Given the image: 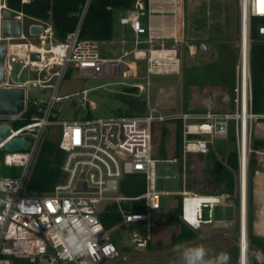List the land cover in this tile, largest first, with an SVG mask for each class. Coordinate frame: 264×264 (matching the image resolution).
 <instances>
[{
  "label": "built area",
  "instance_id": "built-area-1",
  "mask_svg": "<svg viewBox=\"0 0 264 264\" xmlns=\"http://www.w3.org/2000/svg\"><path fill=\"white\" fill-rule=\"evenodd\" d=\"M33 1L22 0V4L28 5ZM91 2L92 0H86L76 30L69 33L64 41L56 43L53 27L38 19H34L35 24L28 28L26 35L23 24L26 15L10 9L7 0H0V48L5 49V78L0 80V89H24V113L30 103L39 113L30 123L20 128H12L4 121L20 120L24 113L18 117L0 116V128L7 126L10 129L9 136L0 144V152L5 153L4 164L6 167L23 169L18 177H0V184L3 185L0 187V264H102L105 260L117 259L120 256L119 251L99 217L111 205L116 207V213L122 217L120 225L126 228L131 242L138 249H147L153 241L154 217L163 213L162 197L172 195L163 192L161 188L163 180L157 175L158 160L155 159L153 135L157 123L168 121L182 125L184 159L188 155H207L213 141L227 138L234 123L239 148L238 264H250L252 249L248 234L249 165L253 127L259 122H263L264 138V114H255L252 110L250 28L253 21H259L256 28L264 38V2L240 0L241 38L235 112L203 115L179 112L169 116H157L156 111L148 104V116L54 122L51 113L54 105L63 99L58 93L69 68L77 69L83 78L121 75L122 59L103 58L99 42L81 39V27ZM5 12H10L9 20L21 22L20 38L3 36ZM148 15L144 1L138 0L134 9L129 10L128 14L120 19V23L129 25L138 36L145 35L148 30L143 27L141 19ZM33 26H43V34L33 36L30 33ZM34 38L38 42L33 40ZM165 48L173 53V70L175 71L174 65L179 67L178 44L151 43L148 74L163 73L164 70L154 71L152 51ZM35 53L41 55L40 61L31 60V55ZM134 56L136 59L146 57L142 52H135ZM127 67L128 72L133 70L131 65L127 64ZM17 70L18 79L26 71L34 78L15 82L13 75ZM30 87L51 91L49 100L31 102L28 94ZM134 87L141 93L146 91L142 84H136ZM88 93V90L83 92L81 108L84 110L95 109L94 102L88 101ZM54 123L62 128L60 149L66 153L62 168L65 179L49 194H31L27 190L29 175L42 145L43 136L47 128ZM23 136L29 142L28 150L6 151L9 142ZM173 161L178 162V159ZM134 175L143 177L145 192L138 197L118 196L120 181L126 176ZM114 182L118 184V191L108 193L106 190ZM179 196L182 199L179 218L193 231L214 226L216 207L232 200L228 194L200 195L189 192L184 183ZM128 202H143L144 209L135 211L133 207L125 210L123 203ZM204 209L208 210L207 218L204 216ZM69 219V228H82L86 224L92 230L90 240L94 246L84 255L71 256L65 252L58 232L62 224ZM243 223L246 226L245 231ZM135 224L146 225L145 235L134 230ZM255 259L258 263H264V256L260 251L255 255Z\"/></svg>",
  "mask_w": 264,
  "mask_h": 264
},
{
  "label": "rangeland",
  "instance_id": "rangeland-1",
  "mask_svg": "<svg viewBox=\"0 0 264 264\" xmlns=\"http://www.w3.org/2000/svg\"><path fill=\"white\" fill-rule=\"evenodd\" d=\"M184 7L186 36L180 45V63L175 71L171 64L167 65L164 60L157 59L158 61L153 60L152 63L154 71L164 70L163 73L148 74L150 54L138 61L133 55L123 57L120 76L83 78L77 69L69 68L58 93V96L63 99L54 105L51 113L52 121L73 122L85 118L96 120L121 116H148L150 113L148 104L156 111L157 116H169L179 112L200 115L235 112L234 99L241 38L240 0H184ZM23 24L27 35L28 28L35 24V21L26 16ZM115 25L117 26L116 21H114ZM33 40L38 42L36 38ZM135 41L133 37L129 39L126 49H133ZM54 42H59L56 37ZM202 45L206 46L205 51L201 50ZM99 48L103 58L113 60L122 57L125 50L120 45L109 42H100ZM134 60L138 64L136 76L133 71L128 72L127 67V63ZM17 74L18 70L13 75L15 82H24L34 78L27 71L19 79ZM136 84L144 85L146 91L141 93L136 90L134 87ZM85 90L89 91L88 101L94 102L95 109L81 108ZM28 94L31 102L34 100L47 102L51 91L30 87ZM131 101L144 105L143 110H135L130 104ZM4 122L12 128H17L16 121L6 120ZM177 125L175 122L168 121L157 123L153 129L155 159L158 160L157 175L163 180L162 191L172 194L162 197L163 213L154 217L153 249H138L131 242L126 228L118 224L109 228L108 232L120 256L117 259L105 260L102 264H183L181 253L176 250L177 245L188 248L202 245L207 250L206 259L214 260L220 253H227L229 257L227 264H238L239 169L232 171L236 181V189L233 194H230L232 200L224 202L215 209V225L205 227L200 231H193L196 237L191 241L174 242V237L180 234L182 225L185 226L176 208L181 201L179 192L183 189V183L187 191L195 194H220L221 189L212 182L213 175L210 170L213 166L223 165L231 171L228 163L232 153L236 154L239 164V148L234 123L231 125L227 138L213 141L211 149L215 156L211 161L200 155H188L185 159L179 158L178 162L173 161ZM61 131V126L54 123L47 128L43 141H59ZM261 139H264L263 122L253 127L250 160L252 157L258 160V172L254 178L253 191L254 234L264 238V154H262L264 148L257 151L254 149V142ZM163 144H165V154L161 150ZM22 171L23 169L19 167H6L0 177H18ZM184 172L185 180L183 181ZM134 181L133 176H126L122 179L117 195L134 196L131 191ZM138 204L128 202L123 203V207L125 210H130ZM248 210H250V189ZM207 215L208 210L204 209L205 218ZM133 228L145 235V224H135ZM257 252L256 248L252 250L251 263L264 264L256 261ZM260 252L264 256V252Z\"/></svg>",
  "mask_w": 264,
  "mask_h": 264
},
{
  "label": "trees",
  "instance_id": "trees-1",
  "mask_svg": "<svg viewBox=\"0 0 264 264\" xmlns=\"http://www.w3.org/2000/svg\"><path fill=\"white\" fill-rule=\"evenodd\" d=\"M138 0H92L88 9L87 16L81 27V39L95 40L97 42H111L114 38V21L115 14L118 11L128 12L134 9ZM147 5L148 0H143ZM8 7L15 11H21L26 16L49 23L54 30L55 37L59 42L66 39L69 33L76 30L79 24V16L86 4V0H34L31 4L23 5L22 0H7ZM111 8V9H109ZM259 21H253L250 28V70H251V87H252V110L255 114H264V38L257 31L256 25ZM131 106L138 111H142L144 105L134 101L130 102ZM39 115L38 109L32 103L28 105L27 111L22 115L20 120L15 122L17 128L23 127L31 122L32 118ZM176 129V149L175 158H182V125L177 123ZM167 134V131H165ZM264 148V139L254 142V149ZM162 153L165 154V144L162 145ZM4 152H0V176L6 169L4 164ZM206 157L208 161L213 160L214 152L210 147ZM66 153L60 149V140H44L35 164L30 172L27 190L31 194L43 195L54 191L55 187L65 179L63 173V164ZM173 159V160H174ZM228 165L231 171L223 165L213 166L210 170L213 175V183L220 188L221 194H233L236 189V181L232 171L239 169L236 154L230 155ZM258 172V160L254 157L250 160L249 165V189H250V210H248V234L251 249H257L264 252V238L254 234V215H253V191L254 178ZM135 181L131 186L134 193L132 197H138L145 192V183L143 177L134 175ZM217 195V194H209ZM182 199L176 208L179 214L182 211ZM135 211L144 209L143 202H140L133 208ZM104 227L108 230L122 221V217L116 213L114 205L108 206L103 213L99 215ZM181 224V223H179ZM182 225V224H181ZM185 225V224H184ZM196 237L193 230L182 225L181 232L174 237V242L185 243ZM147 249H153L152 243H149ZM250 264L251 260H250Z\"/></svg>",
  "mask_w": 264,
  "mask_h": 264
},
{
  "label": "crops",
  "instance_id": "crops-1",
  "mask_svg": "<svg viewBox=\"0 0 264 264\" xmlns=\"http://www.w3.org/2000/svg\"><path fill=\"white\" fill-rule=\"evenodd\" d=\"M146 10L148 16L141 19L142 25L148 30L145 35L138 36L129 25H122L120 19L125 17L128 12L118 11L115 14L117 26H114V38L110 44H117L124 48L123 56L114 60L122 59L123 57L134 56L135 52H142L146 56L149 54L150 44L166 45L178 44L179 46V60H180V45L186 36V13L184 7V0H148ZM135 38V47L131 50L127 48V41ZM137 42L139 45H137ZM145 46V47H142ZM142 55V54H141ZM155 56L157 58H155ZM173 53L168 49H160L152 51L153 60H164L166 64H171ZM136 59V58H135ZM113 60V59H109ZM137 61L140 59H136ZM137 61L127 63L133 67V73L137 75L138 64ZM173 64V62H172ZM178 65H174L177 69ZM176 67V68H175ZM163 182H161V188ZM180 193V192H179Z\"/></svg>",
  "mask_w": 264,
  "mask_h": 264
},
{
  "label": "water",
  "instance_id": "water-1",
  "mask_svg": "<svg viewBox=\"0 0 264 264\" xmlns=\"http://www.w3.org/2000/svg\"><path fill=\"white\" fill-rule=\"evenodd\" d=\"M5 21L3 22V36L6 38H20L21 37V22L11 21L10 12L4 13ZM43 26H33L30 33L33 36H39L43 34ZM201 50L205 51L206 46L202 45ZM40 54H32V61H40ZM5 78V49L0 48V80ZM25 90L22 88L16 89H0V116H21L26 107ZM10 129L7 126L0 128V144L9 136ZM29 149V142L26 137H19L13 139L6 145V151L19 152ZM108 193H116L118 191V184L116 182L111 183L106 190Z\"/></svg>",
  "mask_w": 264,
  "mask_h": 264
},
{
  "label": "clouds",
  "instance_id": "clouds-1",
  "mask_svg": "<svg viewBox=\"0 0 264 264\" xmlns=\"http://www.w3.org/2000/svg\"><path fill=\"white\" fill-rule=\"evenodd\" d=\"M70 223L71 219L66 220L58 232L65 252L71 256L84 255L94 246L90 240L92 230L86 224L82 228H69ZM176 250L180 251L183 264H227L229 259L227 253H220L214 260L206 259L207 250L202 245L192 248L177 245Z\"/></svg>",
  "mask_w": 264,
  "mask_h": 264
},
{
  "label": "bare ground",
  "instance_id": "bare-ground-1",
  "mask_svg": "<svg viewBox=\"0 0 264 264\" xmlns=\"http://www.w3.org/2000/svg\"><path fill=\"white\" fill-rule=\"evenodd\" d=\"M155 58H157V57L155 56ZM157 61H158V60H157ZM175 68H176V67H175ZM244 222H245V220H244ZM243 226H244V231H245V229H246V228H245V227H246V226H245V223H243Z\"/></svg>",
  "mask_w": 264,
  "mask_h": 264
},
{
  "label": "snow or ice",
  "instance_id": "snow-or-ice-1",
  "mask_svg": "<svg viewBox=\"0 0 264 264\" xmlns=\"http://www.w3.org/2000/svg\"><path fill=\"white\" fill-rule=\"evenodd\" d=\"M262 2H264V0H262ZM49 207H50V208L52 207L51 204L49 205Z\"/></svg>",
  "mask_w": 264,
  "mask_h": 264
}]
</instances>
